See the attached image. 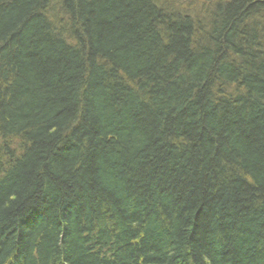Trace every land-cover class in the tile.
Returning a JSON list of instances; mask_svg holds the SVG:
<instances>
[{
    "label": "trees",
    "instance_id": "trees-1",
    "mask_svg": "<svg viewBox=\"0 0 264 264\" xmlns=\"http://www.w3.org/2000/svg\"><path fill=\"white\" fill-rule=\"evenodd\" d=\"M0 264H264V0H0Z\"/></svg>",
    "mask_w": 264,
    "mask_h": 264
}]
</instances>
